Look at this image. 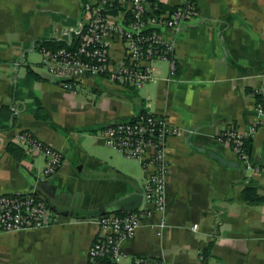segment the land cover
I'll return each mask as SVG.
<instances>
[{"label":"crops","instance_id":"0c3cea01","mask_svg":"<svg viewBox=\"0 0 264 264\" xmlns=\"http://www.w3.org/2000/svg\"><path fill=\"white\" fill-rule=\"evenodd\" d=\"M82 1L0 0V196L34 193L59 218L39 230L0 232V264H88L100 216L143 197L148 176L140 161L107 147L101 132L144 112L184 133L168 139L166 212L143 223L125 252L202 264L208 249L205 264H264V201L246 195L253 189L264 197V123L247 145L257 173L245 172L216 139L254 120L264 88V0H191L194 20L163 32L175 44L174 75L158 61V79L141 89L88 77L72 92L48 73L39 43L76 28L85 18ZM155 1L171 9L187 0ZM21 133L62 154L54 175H44L45 157L20 143ZM11 143L23 157L7 151ZM144 206L142 198L137 209Z\"/></svg>","mask_w":264,"mask_h":264},{"label":"built area","instance_id":"2783aa9c","mask_svg":"<svg viewBox=\"0 0 264 264\" xmlns=\"http://www.w3.org/2000/svg\"><path fill=\"white\" fill-rule=\"evenodd\" d=\"M85 18L57 41L67 47H41L42 64L48 73L72 92L88 77L141 89L158 79L156 63L169 64L171 74L177 70L174 41L166 39L164 30L176 32L198 14L191 0L171 9H159L155 0H86L82 2ZM121 45L122 48L117 47ZM254 109V120L245 130L228 128L217 135L219 143L228 144L245 172L257 173L248 142L264 123V88ZM184 131L168 120L144 112L133 120L106 126L101 137L105 145L128 159L138 160L148 176L143 200L146 206L123 215L103 214L100 233L88 250V264H172L161 259L131 257L124 244L133 240L140 226L155 214L167 209L166 177L170 172L167 159L168 139ZM20 143L46 159L45 176L54 175L62 165V154L30 133L18 136ZM59 223L46 201L34 193H11L0 196V232L14 233L39 230ZM155 227L154 225H151ZM161 217L158 228L164 229Z\"/></svg>","mask_w":264,"mask_h":264},{"label":"trees","instance_id":"16d2710c","mask_svg":"<svg viewBox=\"0 0 264 264\" xmlns=\"http://www.w3.org/2000/svg\"><path fill=\"white\" fill-rule=\"evenodd\" d=\"M84 1H86V0H83L82 2H84ZM159 9L163 10V9H165V7H163L162 5H159ZM43 46L48 47V48H52V49H59V48L67 47L66 43L63 42V41L45 40V39L41 40L40 43H39V47L40 48L43 47ZM36 116H40V115L36 112ZM7 151L10 154H12L13 156L17 157V158H21L24 155L22 149L20 147H18L14 143H11V144L8 145ZM246 195L248 197H251V200H253V201H264V197L259 196L256 190L249 189V190L246 191ZM110 213H115L117 215H123V214H126L127 212L115 211V212H110ZM105 214H109V213H105ZM207 254H208V249H206V251L203 253V259L204 260H203L202 264H205V260L207 258Z\"/></svg>","mask_w":264,"mask_h":264},{"label":"water","instance_id":"95a60500","mask_svg":"<svg viewBox=\"0 0 264 264\" xmlns=\"http://www.w3.org/2000/svg\"><path fill=\"white\" fill-rule=\"evenodd\" d=\"M142 198L143 197L141 195L127 198L113 205L109 211L110 212H115V211L129 212V211L136 210L138 208L139 203L142 201ZM137 200L139 203L136 202Z\"/></svg>","mask_w":264,"mask_h":264},{"label":"rangeland","instance_id":"374dc122","mask_svg":"<svg viewBox=\"0 0 264 264\" xmlns=\"http://www.w3.org/2000/svg\"><path fill=\"white\" fill-rule=\"evenodd\" d=\"M35 59H40V54L38 53V52H36V54H35Z\"/></svg>","mask_w":264,"mask_h":264}]
</instances>
